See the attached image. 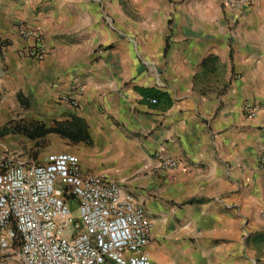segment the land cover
Returning a JSON list of instances; mask_svg holds the SVG:
<instances>
[{
  "label": "crops",
  "instance_id": "1",
  "mask_svg": "<svg viewBox=\"0 0 264 264\" xmlns=\"http://www.w3.org/2000/svg\"><path fill=\"white\" fill-rule=\"evenodd\" d=\"M227 11L222 0H0V30L11 43L0 67L4 93L16 69L51 67L46 105L59 109L56 122L85 123L93 142L77 151L82 174L123 186L154 161L160 180L126 185L173 188L185 204L173 225L147 212L152 264H264V0L228 11L235 27ZM18 24L39 32L43 60L23 56L35 41L20 37ZM209 77L220 81L211 93L202 90ZM139 89L166 93L171 105ZM160 149L182 166L160 171Z\"/></svg>",
  "mask_w": 264,
  "mask_h": 264
},
{
  "label": "built area",
  "instance_id": "2",
  "mask_svg": "<svg viewBox=\"0 0 264 264\" xmlns=\"http://www.w3.org/2000/svg\"><path fill=\"white\" fill-rule=\"evenodd\" d=\"M255 1L222 0V5L241 14ZM16 32L35 41L23 56L43 60L46 46L39 32L24 24ZM10 46L0 30V67ZM4 99L0 84V104ZM59 101L78 107L69 96ZM244 110L249 117L257 113L252 104ZM155 158L163 173L183 164L163 149ZM258 167L264 181V141ZM152 229L146 209L130 192L104 175H83L74 153L53 152L40 164L0 154V264H8L11 257L21 264H152L146 252Z\"/></svg>",
  "mask_w": 264,
  "mask_h": 264
},
{
  "label": "rangeland",
  "instance_id": "3",
  "mask_svg": "<svg viewBox=\"0 0 264 264\" xmlns=\"http://www.w3.org/2000/svg\"><path fill=\"white\" fill-rule=\"evenodd\" d=\"M223 13L227 15L225 11ZM228 13L231 21L227 17L225 19L235 27L238 21H233L232 13ZM231 30H234V28L231 27ZM2 70L0 68V73H2ZM28 71L33 74L31 76L26 75ZM51 73V67L41 69V67L29 68L22 66L7 75L8 77L5 79L7 82L5 99L0 104V133L7 132V134L0 137V154H6L16 162L40 164L50 153L67 151L76 154L81 161L77 151L80 148L92 147L91 138V142L88 144L86 142L76 143L57 134H50L44 138L32 140L24 135L14 133L16 128L21 126L43 125L45 128L55 127L59 109L46 105V101H48L50 93L56 85ZM201 82L204 84L202 90L211 93L214 92V88L220 81L209 77ZM150 164L151 168L149 170H139L133 175L123 178V184L125 183V186H123L126 189L128 188V191L147 212L150 209L153 216H151L152 220L158 221V216H161L162 219L170 218L172 224V218L177 214L176 208L185 205L184 203L179 204L175 200L173 188L166 192L162 188L152 190V188H145L140 185L132 190L130 186L126 185L130 182L140 184L144 180L149 183H153L154 179L160 180L161 177L156 170L152 169L154 161H151ZM72 210L76 213L77 206L72 205ZM8 264L21 263L16 257H11Z\"/></svg>",
  "mask_w": 264,
  "mask_h": 264
},
{
  "label": "trees",
  "instance_id": "4",
  "mask_svg": "<svg viewBox=\"0 0 264 264\" xmlns=\"http://www.w3.org/2000/svg\"><path fill=\"white\" fill-rule=\"evenodd\" d=\"M139 91L145 96H153L156 100V105L163 104L165 106L171 105V100L166 93H162L153 89ZM16 134H21L29 139L35 140L39 138H44L50 134H57L61 137L68 138L73 142H86L90 143V137L87 131V126L81 120L73 119L72 123H60L57 122L53 128H45L43 125L34 126H21L17 127ZM7 132L0 133V137L6 135ZM263 241V240H262Z\"/></svg>",
  "mask_w": 264,
  "mask_h": 264
}]
</instances>
